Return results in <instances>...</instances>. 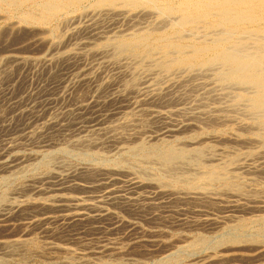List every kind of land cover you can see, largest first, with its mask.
Returning a JSON list of instances; mask_svg holds the SVG:
<instances>
[{"label":"rangeland","instance_id":"374dc122","mask_svg":"<svg viewBox=\"0 0 264 264\" xmlns=\"http://www.w3.org/2000/svg\"><path fill=\"white\" fill-rule=\"evenodd\" d=\"M46 1L49 0H38L40 3ZM61 1L58 2L62 7L57 16L56 14L48 16L46 21L44 20L46 23L29 19L28 21L31 22L27 20L26 23L24 22L27 11L34 12L38 9L36 1L22 0L14 6L0 3V196L5 194L19 204L28 200V202L54 207L53 210L36 209L33 210L34 212L30 210L27 217L7 218L4 223H2L3 218H0V226L12 228L11 232L4 231L5 233L2 234L0 232V264H164V259L169 255L173 256V264L188 262L191 264L194 261L201 264L199 262L203 261L209 253H214L213 246L223 239H232L233 236H241L245 239L246 234L247 238H255L254 240H257L255 242L262 245L264 222H260L258 218L264 215V208L257 210L255 206L264 207V169H262L263 172L260 171L264 167V140L263 137L248 130L249 123L246 121L248 119L243 116L242 110L239 113V110L235 111L232 108L231 100L225 94H229L227 90L221 89L209 71L188 68L174 69L176 71L166 73L159 68H151L143 53L114 56L111 47L106 49L103 47L104 43L110 39L127 37L133 32L153 28L159 20L154 11L152 13L149 9H139L133 12L128 10L120 11V13L119 10L102 12L95 9L93 0ZM41 14L37 12L36 18ZM160 36L161 34H158L156 39H160ZM134 74L137 84L143 83L137 86L140 88L142 85L140 96L137 95L140 98L130 95L128 99H131L126 101L116 99V91L119 94L118 89L122 91V85L135 79ZM157 77L160 78L157 79ZM215 86L219 87L215 88ZM143 91L146 92L143 94ZM237 92L238 90L234 89L231 94ZM156 93L164 94L162 101L154 95ZM204 93H210L211 96ZM217 93L222 96L218 95L217 98ZM184 97H188V100ZM149 100L151 103L148 102ZM187 108L189 111L185 110ZM208 108L213 112H206ZM212 115H215V118ZM192 116L194 120L190 119ZM210 117L217 122L209 123L207 119ZM120 124H122L121 129L118 128ZM111 127L113 129L115 127L116 132L110 133L109 131L113 130ZM212 131L215 132L214 138ZM117 133H120L123 139L116 143L111 142L112 135ZM218 136L229 143H220L217 140ZM82 140L86 142L80 144ZM142 142L143 145L146 144V150L142 152L129 150ZM208 144L216 148L213 153L214 160L221 159L227 152V155H232L237 151L235 154L242 156L250 151L257 156V153L261 151L257 157L250 156L252 159L245 158V154L241 157L242 160L244 159L243 165L247 164V166L240 169L241 173L238 171L241 176L243 175V179L234 181V185L242 189L246 188L244 189L247 191H244L246 194L254 191L253 193L261 195L258 202L254 203L255 205L243 201L245 197L240 200L234 196L232 198L230 194H227L230 197L223 193L222 195L220 192H223V188L212 187L213 189L209 188L210 193H216L217 189V193L220 194L217 209L199 207L187 209V206L175 201L176 197H173L175 195H161L155 186L147 185L149 184L147 180L149 182L152 178L162 177L156 163L146 162L147 154L162 153L171 147L190 148ZM250 172L253 174L251 175ZM54 174L62 176L59 178L63 179V188H69L75 184L88 188L70 189L64 193L80 200L79 204L84 208L82 212L88 215L85 223L83 221L68 224L62 220L64 213L55 208L61 203L53 198L57 193L55 190L62 187L59 185L60 179H56ZM138 180H143L146 184L144 186L147 187L137 188L134 183ZM174 188L170 187V190L178 196L186 191L181 183L176 184ZM162 189L169 190V187ZM116 190L118 193H114ZM104 194L107 195L104 196ZM119 198L137 201L130 205ZM234 201H239L246 208L242 211L227 210L225 206L233 205ZM74 203L66 202L67 205H74ZM87 207H96V213H91ZM100 212L102 215L106 213V216L93 217V214L99 215ZM229 218L234 221L230 222ZM207 220H212L213 223L210 224L215 222L218 224L215 223L214 226L204 224ZM239 221L243 222L240 223L241 226ZM194 223H197V226L193 225ZM21 224H26V238L31 240L32 245L26 249L19 248L11 252L3 244L10 243L20 236ZM230 226L234 228L231 230ZM199 239L206 240L200 250L186 249L190 245L189 241L194 243ZM208 240H211V244ZM178 246L186 247L176 252L180 249H177ZM240 249L242 250L237 252L241 254L249 256L255 254L254 247L252 249L249 245H242ZM208 250L210 252H207ZM263 258L237 260L231 264L264 263L260 260ZM193 259L196 260L192 262Z\"/></svg>","mask_w":264,"mask_h":264},{"label":"bare ground","instance_id":"6f19581e","mask_svg":"<svg viewBox=\"0 0 264 264\" xmlns=\"http://www.w3.org/2000/svg\"><path fill=\"white\" fill-rule=\"evenodd\" d=\"M21 1L22 0H0V3L4 2V3H6L9 6H14L18 2H21ZM26 1H36V2H38V0H26ZM60 1L53 2L52 0H49V1H46V2H42V3L38 2V4H37V8L38 9H35L34 12H28L27 11L26 18L23 17V18H25L24 22L26 20L28 21V19L29 20H37V21L45 22L46 18L48 16H51V15H54V14H56V16H57V14L59 13V11H60V9L62 7L58 3ZM79 3H80V1H79ZM92 3L94 4L96 10H99V11H102V12H107V11L111 12V11H117V10H119V13H120V11H123V10L124 11L128 10V11H132L133 12V11H137L139 9H149V10H152V13L154 11L155 15H157V18L159 20H158V23L156 25H154L153 28L145 30V31H138V32L135 30L136 32H133L131 35H129L127 37L126 36H120V37H116L114 39H110L106 43H104L103 47L105 49H106V47H111L112 50H113L112 54H114V56H121V55H124V54H128L129 55V53H136V52H140L141 54L143 53L144 56L147 58L146 60L149 61V64H150L149 66L151 68H159V69H161L162 71H164L166 73H172L171 71L174 70V69H188V68H190V69L191 68H198V69H201V70L209 71L210 75L216 80V82L219 84V86H221V89L223 88V89L227 90V92L229 93V94H227V93H225V94H226V96L228 98H230V100H231L230 103H231L232 108L235 111L239 110V113L242 110L241 112H242L243 116L248 119V120H246L249 123V126L247 127L248 130H250L251 132L256 133L259 137H263V140H264V0H93ZM83 4H85V3H83ZM68 5H66V6H68ZM18 7H20V6L18 5ZM3 8H5V7H3ZM26 8H28V6ZM4 12H5V10H4ZM12 12L15 13V11H12ZM37 12H39V14H41V13L42 14L40 16L38 15V17L36 18V13ZM66 12H67V10H66ZM69 14H70V12H69ZM7 20H8V18H7ZM28 22H31V21H28ZM158 34H161V36H160L161 38L160 39H156V36ZM136 56H138V55L136 54ZM132 57H133V55H132ZM142 65H144V64H142ZM125 67H124V69H125ZM147 68H148V66H147ZM122 69H123V67H122ZM136 69H138V68H136ZM119 70H120V68H119ZM140 70H142V69H140ZM127 71L129 73V69ZM157 71H160V70H157ZM174 71H176V70H174ZM180 71H182V70H180ZM196 71H198V70H196ZM143 72H142V75H143ZM164 72H162V74ZM137 73H139V72H137ZM137 73H135V74L138 75ZM178 73H179V71H178ZM132 74H133V72L131 73V75ZM135 74H134L133 78H135ZM194 75H192V76H194ZM125 76L128 77L129 75L128 76L125 75ZM125 76H123V77H125ZM158 76H159V74H158ZM160 76H161V74H160ZM200 77H202V76H200ZM158 78H160V77H157V79ZM161 78H163V77H161ZM140 80H141V78H140ZM190 80H191V78H190ZM122 81H125V79H123ZM126 81H127V79H126ZM145 81H147V80H145ZM147 82H149V81H147ZM147 82H146V84H147ZM209 82L211 83L212 81H209ZM120 83H122V82L120 81ZM139 83L140 82H138V84ZM183 83H184V81H183ZM138 84H137V81H136V78H135V79H132L129 82L125 83L124 86L122 85V87H123L122 91L120 89H118L119 94H117L118 92L116 91V99L121 100V101H126L130 95H136V96L139 95V93H141V89L140 88H141L142 85L140 86V88H138L137 87V86H139ZM140 84H143V83H140ZM193 84L195 85V83H193ZM207 84H208V82H207ZM219 86H215V88L219 87ZM105 88H106V86H105ZM234 89L238 90V92L235 93V94H233V93L231 94L232 90H234ZM219 90H217V91H219ZM158 91H159V89H158ZM160 91H161V89H160ZM144 92H146V91H143V94H144ZM133 93H135V94H133ZM136 93H138V94H136ZM207 94L208 93H206V94L204 93V95H207ZM225 94H224V96H225ZM154 95L156 97H158V99H160V101H162V99H163L162 95H164V94L156 93ZM218 95L222 96L221 94L217 93L216 97ZM159 96H161V97H159ZM209 96H211V94ZM171 97H174V96H171ZM185 97H184V99L188 100V97L187 98H185ZM138 98H140V97H138ZM164 98H166V97H164ZM175 98H177V97H175ZM181 98H183V97H181ZM219 98H221V97H219ZM129 99H131V98H129ZM166 100H168V99H166ZM176 100H174V101H176ZM207 100H205V101H207ZM155 101H157V100H155ZM169 101L172 102L170 100V98H169ZM178 101H180V99ZM148 102H150V100ZM118 103H120V102H118ZM143 103H145V102H143ZM154 103H156V102H154ZM217 103H219V102H217ZM220 103H221V101H220ZM133 104H135V103H133ZM145 105H146V103H145ZM140 106H138V107H140ZM87 108H89V107H87ZM135 109H136V107H135ZM188 109L189 108H187L185 110H188ZM216 109H218V108H216ZM222 109H224V107ZM181 111H183V110H181ZM199 111H197V113ZM208 111H210L209 108H208V110L206 112H208ZM226 111H228V110H226ZM195 112H196V110H195ZM212 112L210 111V113H212ZM221 112H223V111H221ZM179 113H180V111H179ZM186 114H188V113H186ZM206 114H208V113H206ZM235 114H236V112H235ZM127 115H128V113H127ZM228 115H229V113H228ZM162 116H164V115H162ZM189 116H191V115L189 114ZM201 116H203V115H201ZM187 118H188V116H187ZM190 119H193V116ZM202 119H201V121H202ZM240 119H241V117H240ZM195 120H197V119H195ZM207 120L211 124L217 122L215 119H213L211 117L209 119H207ZM190 122H192V121L190 120ZM125 123L126 122H124V124ZM129 123H131V122H129ZM218 123H220V122H218ZM141 124H143V123H141ZM242 124H244V123H242ZM121 125L122 124L119 125L120 126V127H118L119 129L122 128ZM116 126H118V125H116ZM141 126H144V125H141ZM207 126H209V125H207ZM125 127H127V126H125ZM217 128L218 127H216V129ZM111 129H113V127H111ZM239 129H240V126H239ZM115 130H116V128L114 127V129L112 131H109V132L111 133V132H113ZM240 130L242 131V129H240ZM201 131H202V129H201ZM204 131H206V130H204ZM246 131H247V129H246ZM214 133L215 132L212 133V137L215 136V135H213ZM222 134H224V133L222 132ZM206 135H208V133ZM216 135H218V134H216ZM112 136L113 137L111 139V142H115L116 143V142H119L120 140L123 139V137L121 136L120 133H117V134L112 135ZM209 137H210V135L208 136V138ZM224 137H225V135H224ZM217 140L220 143L221 142L222 143L227 142L225 139H223L221 137L217 138ZM257 140H258V138H257ZM232 141H234V140H232ZM255 141H256V139H255ZM85 142L86 141H83L80 144L85 143ZM121 142H123V141H121ZM200 142H202V140ZM215 142H213V143H215ZM227 143H229V141ZM253 143H255V142L253 141ZM119 144H121V143H119ZM145 146H146V144L143 145V142H142L140 145H137V147L135 145L134 146L135 148L133 147V149L130 148L129 150L130 151L132 150V152H142V151L146 150L145 148L147 146L146 147ZM153 148H154V146H153ZM258 150H261V149H258ZM215 151H216L215 146L208 144V145H204V146H200L199 145L197 147H190V148H188V147H182V148L173 147L172 148L171 147V148H168L166 151H163L162 153H156L155 152V153H152L150 155L147 154L148 157L145 156L146 162H149V163L150 162H152V163L154 162V163H156L155 165H158L159 169H160L159 173L162 174L161 178L157 177L159 179H155L156 178L155 177L154 179L152 178V180L150 179L151 182L150 181L148 182V180H147V183H149L147 185H149L151 187L155 186L156 189H159V193L161 195L162 194L163 195L167 194V195H172V196L175 195V196H173L174 198L176 197L175 201L176 202H180L181 204H184L185 206L188 207L187 209H193V208H198V207L199 208H204V209H215L216 207H218V203H219L218 202L219 201L218 196L220 194H222V193L225 194V195L230 194V195H232L231 196L232 198L234 196L235 198H239L240 200L242 199V197H245V199H242L243 201L245 200V201H247L250 204L251 203L252 204H254V203L256 204L258 202L257 201L258 198L261 195L259 196L258 194L253 193L254 191L252 193H247L246 194L245 192H247V191L244 190L246 188L242 189L241 187L234 185V181L235 180H240L242 178V176H243V175L241 176V174H240L241 173L240 169L241 168H246V166H247V164H246V166L243 165L242 161L244 159L243 160L241 159V157L245 153L242 156L240 154H235L237 152L236 149H235L236 152L234 154L227 155L228 154V152H227V154L226 153H225V155L223 154L224 156H222L221 159L214 160L215 155L213 153ZM263 151H264V146H263ZM260 152H259V154H260ZM259 154L257 153V156H259ZM144 155H146V154H144ZM254 155L256 156V154H254L253 152L249 151L244 156L246 158V157H250V156L253 157ZM252 157H250V158L252 159ZM207 158H209V160ZM248 166H250V165H248ZM257 167H261V166H257ZM262 169H264V167L261 168V170L260 169L259 170L262 171ZM252 170H254V169H252ZM252 170H251V172H252ZM238 171H240V173ZM142 174L144 175V173H142ZM252 174L253 173H251V175ZM54 177L56 179H60L59 177H62V176H58V174H57ZM62 180L63 179L59 180V185H61L62 188H60L58 190H55V192H57V193L53 196L55 201L61 203V205L55 206V208L60 209L64 213L61 218H62L63 221L68 222V224H70V223H73V224L76 223L77 224V223H82L83 221L85 223L87 221L85 219H87L88 215L82 212L84 210V208L79 204L80 200L77 199L76 197H70V196H68V195H66L64 193L66 192V190H70V189H75V190L82 189V190H84V189H88V188L86 186H81V185H77V184L71 185L70 187L68 186L69 188H67V187L63 188L64 183H63ZM178 183H181L182 186H184V188L186 189V191L184 190L185 192L183 191L184 193H182V194L178 193L179 196L176 193L172 192V190H170V187L174 188V186H176V184H178ZM134 185L138 188V187H142V186H144L146 184L143 182V180H138V181H136L134 183ZM163 187H169V190L168 189L167 190H163L162 189ZM212 187H220L221 189L223 188L222 189L223 192H220V194H219V193H217V191H216L217 189H216L215 190L216 193H212V192L210 193L211 190L209 191V188H212ZM141 190H142V188H141ZM180 191H182V190H180ZM109 192H111V191H109ZM116 192H117V190L114 193H116ZM257 192H258V190H257ZM78 195H80V194H78ZM106 195L107 194H104V196H106ZM109 195H108V198H109ZM112 195H114V194H112ZM116 195L117 194H115V196ZM121 195H123V194H121ZM227 196H229V195H227ZM97 198L99 199V197H97ZM101 199H103V198H101ZM119 199L127 201L126 204H130V205L136 203V201H137V200H129V199H128L129 200L128 201V200H125L123 198H119ZM66 202H71V203L75 202V203H74V205H67ZM220 202H221V200H220ZM222 203H224V202H222ZM233 203H234L233 205H227V206H225V208H227V210L230 209V210H238V211L239 210L242 211V210H244L246 208L244 206V204L239 203V201H234ZM102 204H103V202H102ZM255 207H256L257 210L258 209L262 210V208H264V207H257V206H255ZM52 208H54V207H51V206L43 204V203L28 202V200L25 203H23V204H19V202L17 203V202L12 201L11 199H9L5 194L0 196V218H3V220H4L2 223H4L7 218L10 219L12 217H20V216H22V217L26 216L27 217V214H29L28 211H30V210L31 211L36 210V209H44L45 210V209H52ZM87 209L91 213H96V210H95L96 207H93V208L92 207H87ZM250 209H248V210H250ZM263 211H264V209H263ZM263 211H261V212H263ZM107 215L109 216V214H107ZM105 216H106V213H105V215H102V212H100L99 215H94L93 214L94 218H101V217L104 218ZM26 217H24V218H26ZM233 218H235V217H233ZM237 219H239V217ZM229 220H230V222L234 221V220H232L230 218H229ZM258 220L260 222L261 221L264 222V215L259 217ZM236 221H238V220H236ZM8 222H10V221L8 220ZM196 222H198V221H196ZM249 222H251V220ZM118 223H120V222H118ZM210 223H213L212 220H207V221L204 222V224H210ZM215 223L218 224V222H215ZM238 223H239V226H241V224L243 222L239 221ZM196 224L194 223L193 225H196ZM198 224H200V223L198 222ZM214 224H210V226L211 225L214 226ZM252 225H253V222H252ZM233 226H235V225H233ZM233 226H232V228H234ZM0 228L3 229V230L0 229L1 234L5 233V232H11L12 231V228H10V226H4V225L2 226L1 225ZM208 228H210V227H208ZM213 228H215V227H213ZM225 228H227V227H225ZM230 228H231V226H230ZM232 228H231V230H232ZM238 228H240V227H238ZM223 230H224V227H223ZM19 231H21L20 232L21 234H20V236L18 238L10 241V243L3 244V246L6 247L11 252H15L19 248L20 249H26V248H28L29 245H32L31 244L32 243L31 240L26 238V236H27V226H26V224L22 225L20 227ZM218 231H220V230H218ZM250 234L253 235L252 233H250ZM221 236H223V235H221ZM259 236H261V235H259ZM10 237L12 238V236H10ZM233 237L234 238H232V239L231 238L227 239V240L223 239L220 242L216 243V245L213 246L214 253L213 252H212L213 254L209 253V255H207L206 258L203 261L201 260L202 262L200 261L199 263H201V264H231L232 262L237 261V260L242 261L244 259L247 260V259H251V258L254 259V258H263L264 257V242L262 243V245H259L260 244L259 242H258L259 244H257V242H255V241H257V240H254L255 238L254 239H251L250 237L247 238L246 234H245V239L241 238V236H239V237L233 236ZM257 237H258V235H257ZM261 237H263V236H261ZM202 238H204V237H202ZM181 239H183V238L181 237ZM217 239L219 240V238H217ZM184 240H185V237H184ZM178 241H179V239H178ZM185 241H187V240H185ZM205 241L206 240H203V239H201V240L199 239V241L194 242V243H190V241H189L190 245L188 247H186L188 245L187 244L184 247H186V249L194 248V249H199L200 250V248L205 244ZM210 241L208 240L209 243H210ZM183 243H186V242H183ZM213 243H215V242L213 241ZM1 244H2V242H1ZM242 245H249V247L251 246L252 249L254 247L253 251H255V254L252 255V256H249V255H245V254H241L240 252H237L239 250H242V249H240V246H242ZM0 247H1V245H0ZM184 247L181 248L180 246H178L177 249H179V248L180 249L178 251H176V252H180V250L184 249ZM244 248H246V247H244ZM213 249H210V250H213ZM249 250H251V248H249ZM207 252H210V251L208 250ZM248 252H250V251H248ZM176 257H178V255ZM249 257H251V258H249ZM172 258H173L172 255H169L168 257H166L164 259L165 260L164 264L165 263L173 264L174 260ZM202 259H203V257H202ZM194 260H196V259H193L192 262ZM255 260H257V259H255ZM260 260L264 261V258L260 259ZM195 262H197V261H194V263H191V264H198V262L197 263H195ZM257 263L258 264H264V263H261V262H257ZM185 264H189V262L185 263Z\"/></svg>","mask_w":264,"mask_h":264}]
</instances>
